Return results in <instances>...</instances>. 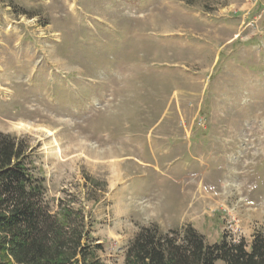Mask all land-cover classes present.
Returning a JSON list of instances; mask_svg holds the SVG:
<instances>
[{"label": "rangeland", "instance_id": "1", "mask_svg": "<svg viewBox=\"0 0 264 264\" xmlns=\"http://www.w3.org/2000/svg\"><path fill=\"white\" fill-rule=\"evenodd\" d=\"M0 133L27 147L52 212L84 213L105 264L152 224L249 241L264 0H0Z\"/></svg>", "mask_w": 264, "mask_h": 264}, {"label": "trees", "instance_id": "2", "mask_svg": "<svg viewBox=\"0 0 264 264\" xmlns=\"http://www.w3.org/2000/svg\"><path fill=\"white\" fill-rule=\"evenodd\" d=\"M80 209L52 212L23 142L0 133V264H105L94 256ZM124 264H264V232L249 241L209 243L191 225L163 232L142 226L128 241Z\"/></svg>", "mask_w": 264, "mask_h": 264}]
</instances>
